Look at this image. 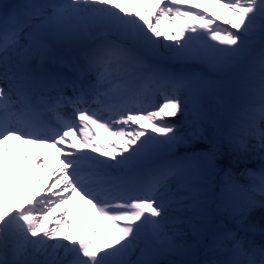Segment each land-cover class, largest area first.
Instances as JSON below:
<instances>
[{
  "label": "snow or ice",
  "instance_id": "obj_1",
  "mask_svg": "<svg viewBox=\"0 0 264 264\" xmlns=\"http://www.w3.org/2000/svg\"><path fill=\"white\" fill-rule=\"evenodd\" d=\"M0 82V264H264V0L0 4Z\"/></svg>",
  "mask_w": 264,
  "mask_h": 264
},
{
  "label": "bare ground",
  "instance_id": "obj_2",
  "mask_svg": "<svg viewBox=\"0 0 264 264\" xmlns=\"http://www.w3.org/2000/svg\"><path fill=\"white\" fill-rule=\"evenodd\" d=\"M206 7H208L211 12H214V13H216L217 15H219L221 17L224 16V15H227V13H225L223 9L219 8L216 5L206 4ZM177 23H181V22L180 21H177ZM217 24H220L221 27H223L222 25H224L221 20H217ZM160 27H161V30L162 31H168L169 30V25H168V23L166 21H161V26ZM160 43L163 45V44H171L172 42L171 41H164L163 38L161 37ZM195 66H196V63L195 62L188 63L187 65H185V70L186 71H189L188 69L191 67L192 72H195L194 71V67ZM183 119H184L183 116L178 115L177 117H175V119L171 118V122H174V123H178L179 124V122L182 121ZM225 119H227V116H225ZM181 131H184V129L182 128ZM117 145H118V142H117ZM28 151L29 152L32 151L31 147H28ZM179 151L181 153L184 151L183 146H180ZM53 155H54V153L50 150L49 157H48L47 164H46V167H47L48 171H51V169L54 167ZM260 166H261V161H260L259 157L256 156V155H253L251 157V159H249L248 161L242 162L237 167H234L233 168L232 171L234 173L235 180L240 185L247 186L250 183V181H249V179L247 177L240 175L242 169L244 167L253 168V169H259ZM46 175H47V173H45V176ZM222 175L223 174L221 173L219 176L216 177L215 191H219V182H220V177ZM32 179H34V175H33ZM28 191H30L29 182L21 179L20 180V187H19V194L21 196H23ZM256 198L257 199H260V197H259L258 194H257V197ZM79 203L81 204V206L83 208H87L88 207L87 205H83V202L80 201L78 197L73 198L71 205L73 206V208H76V206H78ZM77 213H79V214L78 215L76 214V216H74L72 218V221L71 222L73 223V226L74 227L79 228V225L83 222V220H84V218H85L86 215H85V212H84L83 209H78V212ZM262 216H264V209L257 208L254 211V213H253V217L255 218V220L258 223L261 222ZM106 238H107V233H106L105 230L102 229L101 230V237H100V239H101V241H103ZM250 238L264 240V235H261L259 232H256L255 234L251 235Z\"/></svg>",
  "mask_w": 264,
  "mask_h": 264
},
{
  "label": "rangeland",
  "instance_id": "obj_3",
  "mask_svg": "<svg viewBox=\"0 0 264 264\" xmlns=\"http://www.w3.org/2000/svg\"><path fill=\"white\" fill-rule=\"evenodd\" d=\"M216 23H217V21H216ZM223 27H227V25H222ZM203 64H200V63H196V66L194 67V68H197V66H202ZM203 67V66H202ZM206 67V66H205ZM207 68V67H206ZM208 69V68H207ZM202 74H204V75H207V76H209V77H211V76H213V73L210 71V69H208V70H202ZM173 119H175V118H173Z\"/></svg>",
  "mask_w": 264,
  "mask_h": 264
}]
</instances>
